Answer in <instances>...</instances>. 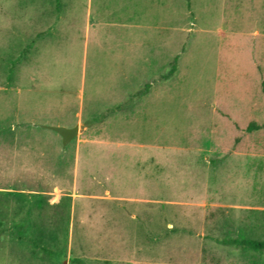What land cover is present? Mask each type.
Returning <instances> with one entry per match:
<instances>
[{
	"label": "rangeland",
	"instance_id": "1",
	"mask_svg": "<svg viewBox=\"0 0 264 264\" xmlns=\"http://www.w3.org/2000/svg\"><path fill=\"white\" fill-rule=\"evenodd\" d=\"M162 1L0 0V264H264V0Z\"/></svg>",
	"mask_w": 264,
	"mask_h": 264
},
{
	"label": "crops",
	"instance_id": "2",
	"mask_svg": "<svg viewBox=\"0 0 264 264\" xmlns=\"http://www.w3.org/2000/svg\"><path fill=\"white\" fill-rule=\"evenodd\" d=\"M71 1V0H70ZM82 7L84 6L86 8V23L87 26H90V17H91V13H90V3L92 0H80ZM118 1H122V0H118ZM130 1V0H129ZM132 3L130 5H132L134 8H137L138 4L140 3V1H145L146 0H131ZM148 3L150 2V6L154 9L151 13V18L154 16L153 21H152V26L154 27V29L156 30L155 32L157 33V38L158 41L157 43H154L155 46H149V44H147V47L144 50V53L141 51L138 53L137 47L134 46L133 48H131L130 46V42H125V38L122 40L123 42H121L122 44H124L123 48H120L118 46V42L116 44L115 47L118 46V48H116L115 50L117 51H112L114 52L115 56H113L112 58L114 60H116V62L118 63V65H115V69L117 71V73L124 77L122 78L124 82H120V84H124V85H131V71L133 72V79L135 80V65L137 63V56L138 54H146L147 56H149L150 58H152L153 61H155L156 63H158V61L162 62V50H163V39H162V30L164 28L163 26V12L162 9L164 7L163 1H159V0H147ZM71 2H68V4H70ZM67 4V5H68ZM63 5V3H62ZM167 6V4H166ZM134 14H136V12H134ZM60 22H65V23H69L68 20H62ZM166 22H167V12H166ZM151 28V27H150ZM118 36L119 34H115V38L118 41ZM156 38V39H157ZM151 39V38H150ZM120 42V41H119ZM148 43V42H147ZM151 45V44H150ZM132 63H134V68H132L131 70V65ZM121 81V80H120ZM135 82V81H134Z\"/></svg>",
	"mask_w": 264,
	"mask_h": 264
},
{
	"label": "water",
	"instance_id": "3",
	"mask_svg": "<svg viewBox=\"0 0 264 264\" xmlns=\"http://www.w3.org/2000/svg\"><path fill=\"white\" fill-rule=\"evenodd\" d=\"M48 129L54 130L62 137L63 144H68L79 132V126L64 127V126H45Z\"/></svg>",
	"mask_w": 264,
	"mask_h": 264
},
{
	"label": "trees",
	"instance_id": "4",
	"mask_svg": "<svg viewBox=\"0 0 264 264\" xmlns=\"http://www.w3.org/2000/svg\"><path fill=\"white\" fill-rule=\"evenodd\" d=\"M251 129V126L249 127ZM240 245L251 248L254 250H264V242L251 240V239H243L240 241H237Z\"/></svg>",
	"mask_w": 264,
	"mask_h": 264
}]
</instances>
